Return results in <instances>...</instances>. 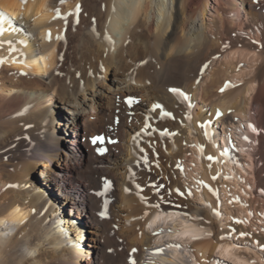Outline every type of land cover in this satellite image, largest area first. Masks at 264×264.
<instances>
[{
    "label": "bare ground",
    "instance_id": "obj_1",
    "mask_svg": "<svg viewBox=\"0 0 264 264\" xmlns=\"http://www.w3.org/2000/svg\"><path fill=\"white\" fill-rule=\"evenodd\" d=\"M219 4L210 26L208 0H0V264H86L85 253L89 263L142 264L149 248L163 245L158 264L186 262L190 243L218 234L221 212L218 198L214 208H201L190 199L200 190L184 188L182 160L190 151L183 144L196 142L194 131L207 169L201 176L223 175L227 200L241 192V172L226 165L241 159L231 138L240 149L254 143L264 196V0ZM198 98L211 109L200 119ZM80 115L88 155L71 163L56 145L61 136L76 143ZM236 115L250 117L257 142L236 121L233 132L223 127L218 150L213 126ZM37 184L56 189L76 219L87 216L97 238L63 240L55 225L65 232L70 222L66 202L57 204L62 220L55 221L34 196ZM213 251L235 264H263L230 240Z\"/></svg>",
    "mask_w": 264,
    "mask_h": 264
},
{
    "label": "rangeland",
    "instance_id": "obj_2",
    "mask_svg": "<svg viewBox=\"0 0 264 264\" xmlns=\"http://www.w3.org/2000/svg\"><path fill=\"white\" fill-rule=\"evenodd\" d=\"M237 3L240 4L241 0H237ZM219 6H220L219 0H208V10L206 13V22L210 26H213L216 19H217V16H218L217 13H218V7ZM243 17H244V19H246V15L244 13H243ZM245 34L247 36H249L250 38H252L253 40L259 41V39H257L258 37L254 33L249 32L247 30V32H245ZM225 60L229 61V58H227V59L222 58L221 64ZM241 66H243V68H245L247 71H249V67L247 64H245V62H242ZM210 72H213L212 69H210L209 73ZM250 77H251V75L248 74V75H245L243 77L238 78L237 80H235V85L244 83ZM109 82H110V80H109ZM133 96H136V95H133ZM250 107H251L250 108L251 110L254 108L253 105H251ZM210 110H211L210 107L207 104H204L201 98L197 99V107H196L195 113H194V115L197 119H200V116H199L200 114L204 115V114H206V112H208ZM55 113L56 114L63 113L62 115H64L65 117H68V114H66L65 112H62V109H60L58 106L55 107ZM240 117H241L240 115H236V118L234 119V121H232V124H225L224 125L222 123H219L218 125L213 126V129L215 130L216 147L218 148V150L220 148L219 144H221V143L223 144V139H224L223 130H222L223 127L230 130L231 132H233V128L235 129L234 125H235V123L237 124L236 121H238V122L241 121L240 123H241L243 130L244 131H247V129L250 130L248 132V134L250 133L249 135H253L255 138H253L252 136L249 137V135H248V137L250 139L251 138L255 139V142H257V135L258 134L256 132L255 126L250 123L251 122L250 117L247 121H245V120L243 121ZM83 121H84V116L80 115L78 118L79 127L77 130V134L74 137V139L77 140L75 144H71L70 139L64 138L63 136H61L60 140L57 142L56 146H57L58 153L60 154L61 159L65 160L66 156H68L71 163L72 162H80V161L85 162L86 161V157L88 155V149H87V145L85 144V141L83 139V136H81L83 133V127H84ZM249 125H250V128H252V129L249 128ZM253 128L255 130H253ZM191 133H192L191 138L192 137H193L192 139L195 138L196 140L194 139V141H196V142L192 141L193 143L190 145H185V142L183 144V149H187L190 151L187 154H185V150H184V155H185L184 157L185 158L182 160L184 167H183V172H182L181 176H184L186 178L185 179L184 177H181L182 179L184 178L183 179L184 188L185 189L187 188L188 191L190 190V193H192V194L194 193L192 191H196L197 189L200 190V193L198 196H191L190 199L192 202L195 203L196 206L201 207V208H207V209L214 208V204H217L216 200L218 198L220 200L219 201V205H220L219 207L221 209V212L219 213V217H218V221H217V223H218L217 229L218 228L219 229H218V232L216 231V234L218 233L217 235H215L216 238H215V236H211V237H208L206 239L197 240L193 243H190L188 245V251H187V255L189 256V258L186 259V262H184L183 264H193V263L194 264H225V263H223V261H219V260H227V259L221 257L220 254L217 251L216 252L213 251V249H214L215 245L218 244L220 246V244L222 245L227 240H230L232 242V246L234 248L238 249L239 251H241L245 254L246 253L252 254L255 257H259V261H261L264 264V196L258 194V192H257V180H256L257 179V177H256V164H257V162H256V158H255V153L258 151V147L254 143L250 144V142H247V144H248L247 149L249 150V148H250V149H252L251 152H253L251 157H249L248 156L249 154H248V151L246 148L240 149V147H241L240 143H239L240 140L235 135L232 136L230 142H231L233 148L236 151L237 150L239 151V155L241 156L240 157L241 159L237 160L236 162L228 161V162H226V165L227 164L230 165V167L233 168L236 173L241 172L242 175L237 174V176H240V177H238L237 180L240 184L239 187L241 188V192L239 191L240 195L235 194L236 197L233 196L231 198L232 200L231 199L227 200L226 199L227 198L226 192L224 191V189L226 188L225 182L228 180H226L223 175H221L219 177V179L216 181V180H214L213 177H211L210 172H208L210 176L203 179L204 178L203 176L206 173L205 171H207V169H206V167L204 168V165H206V164H205V158L202 155V152H201L200 156L196 152V150H198V146L200 147V144H199L200 142H199V138H198L199 134L197 131H194ZM73 136L74 135H72V138H73ZM197 138H198V140H197ZM105 141H107L108 143H109V141L111 142V140L109 138L105 139ZM217 142H219V144H217ZM184 146H185V148H184ZM189 146H190V148H189ZM248 146H251V147H248ZM195 148H196V150H195ZM185 160H186V162H185ZM45 163L47 165H49V163L51 165H53L54 162L46 161ZM71 163L69 162V164H71ZM224 165L225 164H223V165L220 164L219 168L217 170L223 171V169H225ZM186 169H187V171H186ZM188 171H190V172H188ZM201 175H203V176H201ZM211 186L214 187L215 191L213 190V187H211ZM203 187H205V188H203ZM206 187H208V189ZM208 191H211V193ZM33 192H34V196L36 198L41 197L43 199L41 201L43 203L40 202L41 204H43L44 206H46L47 208L52 210V212L54 213V216H55V221L56 220H62L57 204L59 203V201L63 204L66 202V204H65L66 205V212H67V215L69 214V216H70V222L66 224L67 227L65 228V232L61 231L55 225L56 230L59 233H61L63 240H65V238H67L69 240H74V241L82 240L84 238H87V239L97 238L95 236V234H93L94 229H93V225L90 222L89 218L87 216L83 215L82 220L76 219L70 202L65 201V199L60 195V193L56 189H53V193H48V192H45V190L40 185L37 184L36 187L33 189ZM230 195L232 196V193H230ZM208 201H209V203H208ZM241 210H246V212L242 213ZM172 213L177 215V216H180V217L185 216V213L182 211H175L174 210ZM216 218H217V216H216ZM238 221H242V222H238ZM177 228H179V227L174 226V227H171L170 229L173 230V229H177ZM241 233H246V235L241 236L240 235ZM219 237L220 238L223 237V240H222L223 242H220L221 240L219 239ZM213 239L215 242L212 241ZM203 241H208L212 244V248L208 250L210 253L208 251L206 253V250L202 249L201 246L199 245ZM90 244L93 245V243H90ZM75 245H77V244L75 243ZM165 245H167V244L165 243ZM170 245L176 246L172 242ZM64 247L70 248V245L66 244V245H64ZM160 247H164V245L159 246L155 249L149 248L146 251L141 263L142 264H151V263L158 264V262L156 261V257H157L156 250L161 249ZM83 256L86 259V261H85L86 264H95L94 260H93V263H89V261H87V257L90 258L92 256L91 253L88 255L85 253ZM190 260H193V263ZM227 261H229V260H227ZM229 262L235 264L232 261H229Z\"/></svg>",
    "mask_w": 264,
    "mask_h": 264
},
{
    "label": "snow or ice",
    "instance_id": "obj_3",
    "mask_svg": "<svg viewBox=\"0 0 264 264\" xmlns=\"http://www.w3.org/2000/svg\"><path fill=\"white\" fill-rule=\"evenodd\" d=\"M24 2L26 3L27 2V0H24ZM61 2H64V0H61ZM77 8L79 9V5L77 6ZM58 11V10H57ZM4 14L3 13H0V16H3ZM0 31H2V30H0ZM49 38H50V36H49ZM0 43H2V42H0ZM10 43V42H9ZM205 67H207V65H205ZM171 91H173V92H177L178 94H180V95H183L184 97H185V99H188V96H187V94H185V93H181V92H179L177 89H172ZM253 130H255L254 128H253ZM245 139H247V137H245ZM95 142V141H94ZM223 155H227V150H225V152L224 153H222ZM208 159H210V160H212V159H215V157H208ZM215 178V177H214ZM151 187L152 188H154L156 191H157V193H159V188H157V186L153 183V184H151ZM162 187V186H161ZM177 191H179V189H177ZM170 194V193H169ZM182 194V193H181ZM161 199H163V197H161ZM154 207H158L159 205H153ZM238 222H242V221H238ZM241 236H244V235H246V233H241L240 234ZM222 239H223V237H222ZM133 264H135V262H133Z\"/></svg>",
    "mask_w": 264,
    "mask_h": 264
},
{
    "label": "water",
    "instance_id": "obj_4",
    "mask_svg": "<svg viewBox=\"0 0 264 264\" xmlns=\"http://www.w3.org/2000/svg\"><path fill=\"white\" fill-rule=\"evenodd\" d=\"M219 261H223V263H225V264H233V263H231V262H229L227 260H219Z\"/></svg>",
    "mask_w": 264,
    "mask_h": 264
}]
</instances>
